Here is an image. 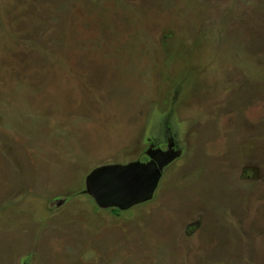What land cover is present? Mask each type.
<instances>
[{"label": "rangeland", "instance_id": "1", "mask_svg": "<svg viewBox=\"0 0 264 264\" xmlns=\"http://www.w3.org/2000/svg\"><path fill=\"white\" fill-rule=\"evenodd\" d=\"M0 264H264V0H0Z\"/></svg>", "mask_w": 264, "mask_h": 264}, {"label": "water", "instance_id": "2", "mask_svg": "<svg viewBox=\"0 0 264 264\" xmlns=\"http://www.w3.org/2000/svg\"><path fill=\"white\" fill-rule=\"evenodd\" d=\"M172 157V154L158 152L147 165L100 168L87 177L86 184L99 207L115 206L125 210L151 198L161 169Z\"/></svg>", "mask_w": 264, "mask_h": 264}]
</instances>
